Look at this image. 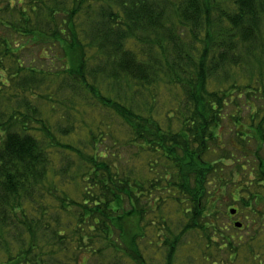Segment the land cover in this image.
<instances>
[{"label":"trees","instance_id":"trees-1","mask_svg":"<svg viewBox=\"0 0 264 264\" xmlns=\"http://www.w3.org/2000/svg\"><path fill=\"white\" fill-rule=\"evenodd\" d=\"M0 26L10 35L0 28V264L6 263L4 256L15 264H55L47 255L49 249L44 250L47 246H53L56 264H79L65 259L73 249L86 252L82 262L87 264L91 255L102 256L104 240L115 256V261L106 264H149L159 258L157 250L164 253L165 263L161 264H174L176 249L185 241L177 240L191 233L201 250L195 244L194 249L201 251L208 264H224L211 260L221 252L229 255V263L240 254L251 258L264 251L258 247L254 254L253 241L242 245V236L239 241L233 235L226 237L232 225L218 211V201L208 188L212 179L207 177L217 171L212 150L221 147L219 131L225 119L233 120L241 143L258 136L263 140L264 113L257 117L261 111L255 103L264 99V0H0ZM13 35L40 44L49 42L48 48L59 45L69 55L62 71L83 82L98 101L115 111L120 131L130 126L126 133L141 142L140 162L150 164V169L153 164L164 167L159 177L151 181L148 172L137 173L129 164L124 167L128 158L120 164L124 156L119 148H115L113 162L105 154L89 152L82 158L90 170L84 177L88 185L81 199L65 197L61 191L59 196L52 194L60 188L56 184L48 188L44 180L51 160L49 147H75L57 141L37 115L38 107L31 106L29 93L35 92L31 81L37 69L26 64L19 54L25 45H18ZM92 58L94 66L89 70L87 60ZM87 73L114 81L115 95L104 94L94 81L91 84ZM12 79L18 87L10 93L7 88ZM212 82L217 86L213 83L210 88ZM159 83L177 89L162 122L152 113L129 106L136 100L129 97L134 90L142 96L147 85ZM254 106L255 111L251 110ZM244 110L249 111L248 121ZM66 131L60 129L64 135L71 130ZM89 133L93 135L92 128ZM84 149L82 145L73 154L82 155ZM236 156L231 154L233 160ZM168 163L186 164L180 174L191 181L180 183L181 195L191 198L189 204H181L174 191L160 198V204L167 197L176 200L185 213L180 235L165 219L159 220L163 225L158 230L147 232L155 220L144 222V215L155 207L137 205L143 197L159 201L150 198L158 183L169 180L170 186L179 185ZM239 163L233 171L244 177L245 162ZM248 173H256L250 181L258 178V184L264 186L260 182L264 161ZM47 197L59 201L55 212H47L42 205ZM208 200L210 204L205 203ZM256 203H248L247 215L252 217L251 212L259 210L253 206ZM63 210H74L75 220L63 222ZM133 213L142 221L139 233L130 231L126 223ZM10 238L18 244L14 252ZM145 238L150 243V257L141 241ZM253 260L259 264V259Z\"/></svg>","mask_w":264,"mask_h":264},{"label":"rangeland","instance_id":"rangeland-1","mask_svg":"<svg viewBox=\"0 0 264 264\" xmlns=\"http://www.w3.org/2000/svg\"><path fill=\"white\" fill-rule=\"evenodd\" d=\"M85 21L86 20H84V22ZM0 28L5 35H9L6 28L2 26H0ZM12 37L16 39L18 45H25L19 54L23 57L26 64H29L31 68L34 67L37 69L36 75L31 81L35 92L29 93L31 97V106L38 107L39 113L37 115L40 116V120L41 118L43 119L41 122L45 124L47 130H53L57 141L62 143L70 142L75 147V149L69 148V150L67 147L57 144L52 145L53 147L51 148L49 147L51 160L48 166V174L44 177V180L48 188L54 187L55 184L60 188L59 191L53 189L52 194H57V192L60 193L61 191L62 195H65V197L81 199V194L85 192V187L88 185V182L85 181L84 177H88L86 176V173L90 170V165L85 164L86 161L82 158H84L89 152L92 154H105L104 158L108 161L112 160L113 162V160L115 161L113 156L115 148H119L118 151H121L124 156L120 161V164H124V158H128L124 167H127L129 164L137 173H142L143 171L148 172L151 181L159 177V174L164 170V167L161 166V164H153V170L150 169V164H142L140 162L142 155H139L138 152L141 150V142L135 139V135L131 136L129 132L126 133L127 130L131 131L130 126L127 124L125 126L127 129L122 127L125 131H120L119 127L121 125L120 121L115 118L117 117L115 111L106 107L102 101H98L93 93L85 87L83 82L62 71L64 69L61 66L63 65V62L65 63L69 60V55L67 53L65 54L60 49L61 47L59 45L48 48L50 45L49 42H42L40 44L33 40H25V38L18 36L14 37L13 35ZM90 50L91 49H89V52ZM93 52L94 51L91 53ZM87 53L88 51L86 52V55ZM93 60V58L87 60L89 70L94 66ZM87 75L89 77V82L92 84L94 81L95 85H97L104 94L115 95V82L110 78L102 80L100 74L97 77H91L88 73ZM2 80L8 83L6 77H3ZM213 83L216 84V82H212L209 86L210 88L211 86H214L212 85ZM14 84H18V82L13 81L12 79L7 88L10 93L17 91V88L14 87L18 86H15ZM124 86L125 88L127 87L125 83ZM138 92L140 91L138 90L137 93ZM142 92V96L134 94L135 90L129 95V97L132 96L136 98V100L131 102L132 104L129 103V106L139 112H146L144 114L152 113L155 118L162 122V114L170 110L177 89L159 83L147 85V88H144ZM255 104L257 110L261 111L257 116L260 118L264 113V99L262 97L256 99ZM256 106H254L253 109L251 108V110L255 111ZM243 114L246 115L248 121L249 111L244 110ZM247 121L245 123L246 125H248ZM108 124H110V128L107 127ZM69 128L71 131L66 135L60 132V129H66L68 131ZM90 128L93 129V135L89 133ZM221 128L219 131L220 134L222 133V139L220 142L221 147L215 146L212 150V158L217 161V164H214V169H217V171L208 173L207 177L212 179V186H208V188H211L212 192H214L213 197L217 199L219 204L218 211L222 217H225V222L232 225L226 232V237L233 235L236 240L239 241L238 237L242 236V245H247V243L252 240V244L257 248H253L255 254V251H258V247H264V186L258 184V178L253 182L250 181L251 179L256 178V173L254 175L253 173L250 174L248 172L253 169L257 170L260 162L264 161V136L263 140L261 136H258L257 140L252 138L249 143L247 141L241 143L239 138L235 136V126L231 118L225 119ZM222 130L224 131L222 132ZM2 132L3 131H0V135ZM41 133L42 132H38V134ZM82 145L85 148L81 152L82 155H76V153L73 154L74 152H77V149ZM235 147L240 150H236ZM232 153L237 155V158H234V160L231 157ZM140 154L142 153L140 152ZM241 154H245V156L243 157ZM244 162L245 164H242ZM238 163L245 166L243 167L246 176L244 175L243 177L242 174L240 175L233 171L238 169ZM185 165L186 164H170L172 177L174 179L177 178V183H179V185L170 186L171 182L169 180L167 182L163 181L162 183H158L155 189H152L150 198L153 199L154 197L159 201L154 202L150 199V202L148 200L146 201V198L143 197V199H139L137 202L138 207L144 206L149 208L150 206L151 209L155 207L154 211L150 210L144 215V222H152L155 220V224L151 223L152 225H146L148 226L147 228H150L147 232L156 229L158 230L159 227L163 225L161 223L159 224V220L165 219L167 222L172 223L171 229L175 231L176 235H180L183 224L187 219L185 213L178 208L179 203L176 200L173 201L167 197V199L160 204V198L161 195H169V193L174 191L178 195L181 204L190 203L191 198L181 195L184 192H182L180 188L181 182L189 180L188 177L184 178V176L180 174L185 170V167H183ZM260 174L261 172L259 171L257 177H259ZM221 177L225 179L220 180ZM224 180H226V182ZM244 182L247 183V188ZM260 182L264 183V175L260 177ZM148 183L150 184V182ZM189 186L191 187L190 184ZM237 194H240L239 197ZM141 197L142 195H139V198ZM255 201L257 203L253 206H256L259 210L254 214L251 212V217V215H247L249 214L247 206L248 203L253 204ZM205 203L210 204L211 201L208 200ZM25 205L28 206L30 204L26 203ZM42 205L47 207V212H55V210L59 208V201L52 197H47L44 199ZM67 206L69 207V203ZM70 207L74 208V206L71 205ZM232 207L238 209L237 214L234 215L233 218H231L232 215L230 213ZM74 210H76V208ZM74 210H63L60 213V218H62L63 222L64 219H66V221H69L71 218L75 220L72 215ZM258 213H261L262 217ZM257 219H260L261 221H256ZM235 220L241 221L243 223L242 227L234 226ZM123 223L124 222L121 221L122 226ZM126 223H128L130 231L135 230L139 233L142 228V221L137 213H133L131 220H127ZM73 224L75 223L73 222ZM255 226L259 227L258 230L260 233ZM192 234L194 233L189 235L184 234V236H180L177 240L179 242L183 240L185 241L176 249L177 257L174 260V264H208V262L202 258L201 251L194 249V244L198 248L199 244L197 240L192 238ZM10 239L11 245L15 246L13 250L14 252L18 247V244L15 243L14 239ZM141 241L146 247L145 252L147 256L150 257V255H152L150 254V243L148 244L146 238L141 239ZM102 247L104 250L102 256L95 254L91 255L87 264H101L102 262L103 264H106L112 259L115 261L113 249L106 240L103 241ZM242 247L245 248V246ZM51 248H53V246H51ZM51 248L50 246H47L44 250L49 249L47 255L50 260L56 264L57 260L53 256V250ZM54 249L56 250V248ZM49 252L51 256L49 255ZM213 252L216 254V250ZM85 253L86 252L83 250H69L68 256H66L65 259H68L71 262L76 260L79 264H83L82 261L87 258ZM157 255L159 258L150 260L149 264H161L160 261L165 263L162 250H157ZM189 255H192V257ZM225 255V252H221L220 255H216L218 257L211 258V260H217L218 263L223 262L224 264H257L253 259H259V264L264 263V251L261 250L255 254L256 257H247V259L242 257L243 254H240L237 260L229 261V263H227L229 255ZM2 259L5 260V264H15V262L9 263L8 256H4Z\"/></svg>","mask_w":264,"mask_h":264},{"label":"water","instance_id":"water-1","mask_svg":"<svg viewBox=\"0 0 264 264\" xmlns=\"http://www.w3.org/2000/svg\"><path fill=\"white\" fill-rule=\"evenodd\" d=\"M236 211H237V209H236L235 207H233V208L230 209V212H231L232 214L236 213ZM234 224H235V226L240 227V226L242 225V222L239 221V220H237V221H235Z\"/></svg>","mask_w":264,"mask_h":264},{"label":"flooded vegetation","instance_id":"flooded-vegetation-1","mask_svg":"<svg viewBox=\"0 0 264 264\" xmlns=\"http://www.w3.org/2000/svg\"><path fill=\"white\" fill-rule=\"evenodd\" d=\"M236 214H237V213H235L234 215H236ZM234 215H232V216H231V218H233V217H234ZM235 221H237V220H235ZM235 221H234V222H235Z\"/></svg>","mask_w":264,"mask_h":264}]
</instances>
